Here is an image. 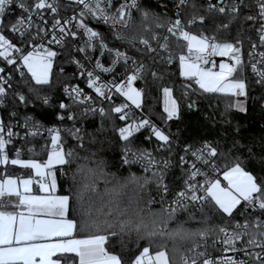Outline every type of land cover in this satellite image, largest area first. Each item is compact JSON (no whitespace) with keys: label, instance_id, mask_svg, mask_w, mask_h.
<instances>
[{"label":"snow or ice","instance_id":"1","mask_svg":"<svg viewBox=\"0 0 264 264\" xmlns=\"http://www.w3.org/2000/svg\"><path fill=\"white\" fill-rule=\"evenodd\" d=\"M172 4L169 15L142 0H0V165L28 170L27 179H0V264H264V145L256 174L241 158L247 149L251 161L254 149L227 129L191 142L165 130L181 119L172 87L162 88L165 127L147 106L148 78L162 80L159 66L178 60L189 111L200 110L192 94H218L226 110L246 112L251 92L264 93V0ZM217 56L228 58L218 71ZM58 60L63 81L54 73ZM49 115L52 126L44 123ZM204 119L217 122L213 113ZM108 130L120 142L125 176L79 154L86 139L95 143ZM38 137L47 159H22L15 143ZM80 160L87 163H77L61 193L57 166L68 176ZM108 175L115 183L97 206L85 195L97 192L90 178ZM129 189L134 196L122 203ZM114 240L121 251H112Z\"/></svg>","mask_w":264,"mask_h":264},{"label":"trees","instance_id":"2","mask_svg":"<svg viewBox=\"0 0 264 264\" xmlns=\"http://www.w3.org/2000/svg\"><path fill=\"white\" fill-rule=\"evenodd\" d=\"M155 5V4H153ZM172 45L175 47V40L173 39ZM179 52V49L176 48ZM163 67V79L156 82H152L151 77L148 78V97H147V106L152 109L154 115L152 119L157 122L161 127H165L164 124L159 119V114L163 112V87H172L173 95L178 99L181 104V119L173 120L168 122V126L165 128L167 132L173 134L174 138L177 136L181 141H199L201 138L212 139L218 135H223L225 129L228 130L229 139H239L242 144L247 145L254 149L252 159L249 161L247 159L248 153L247 149L244 151V155L241 157L249 165V170L253 171L256 174L260 173V153L261 146L264 145V100L259 99V97L264 94L259 90L251 92L250 97L247 99L246 112H239L235 108L231 110H226L227 104L229 101L219 96L218 94H206L209 98L205 99L203 96L198 94H192V99L196 100L198 103L199 111H189L186 107L188 101L181 98V93L185 90L183 85L186 83L184 78L179 75V63L176 62L173 65L159 66ZM55 77L60 78L62 81L66 80V77H60L58 67L54 70ZM143 87L145 84L143 81L140 82ZM55 103V100L53 101ZM51 110H48L50 113ZM206 113H213L217 119V122L214 126L205 121L204 116ZM221 113H224V116L221 118ZM44 115V113H39ZM230 121V123H224V121ZM55 122V117L52 115L48 116V119L44 121L45 125H52ZM119 123V122H117ZM110 128V126H109ZM88 132H93L94 129L91 126L87 127ZM143 140V137L140 136L136 141V144L139 146L140 141ZM45 143L44 139L41 138H29L27 143L18 142L17 147L24 149L22 154V159L34 158L39 161L47 159V156L41 147ZM119 141L115 137L114 133L111 130H108L102 134L97 135L96 142L90 143L89 139L85 140L84 150H78L81 157H90L92 160L103 159L106 162L105 171L109 174L115 173L117 176L127 175L126 168H119L117 162L119 160ZM145 147H150L151 145H144ZM34 148L35 154L29 153L28 149ZM92 153H96V156H92ZM14 157V154L12 153ZM77 163H87V161H77L74 163L71 168L67 169L68 176H64L62 172L63 169H60L57 166L56 178L59 186V191L65 193L68 187V184L71 182L70 177L72 171L76 169ZM95 167V165H92ZM133 171H139L134 168ZM179 170H176V175L179 176ZM28 176V170L22 169L19 166H13L11 164L4 166L0 165V176ZM78 183L83 182V178L78 177ZM95 182L97 187L96 193H86V198L91 197L99 206L101 198L105 201L108 197L105 195V189L111 188L115 181L112 179L111 175L108 176H96L90 178ZM106 181H111L107 183ZM173 178L170 176L169 184L172 185ZM175 185H180V180H175ZM155 195V192L153 191ZM134 193L129 189L125 190L119 199L122 203H126L130 197H133ZM157 199L159 197L157 196ZM155 208H159V205H155ZM132 239H135L133 236ZM128 238L125 237L127 242ZM130 246V245H129ZM171 247V245H169ZM112 251L119 252L121 251V244L119 240L113 241ZM128 253L125 250V260H127Z\"/></svg>","mask_w":264,"mask_h":264},{"label":"built area","instance_id":"3","mask_svg":"<svg viewBox=\"0 0 264 264\" xmlns=\"http://www.w3.org/2000/svg\"><path fill=\"white\" fill-rule=\"evenodd\" d=\"M65 2H66V0H65ZM165 3H167V5H168L167 8L164 7V4H165ZM153 4H155V5H153ZM142 5H143L144 7L150 8V9H151L152 11H154V12L161 13V14L167 12L169 15H172V13H173V11H174V7H173V4H172V0H142ZM62 14H63V12H62ZM135 19L137 20V22L139 21V14L136 15ZM93 26H94L96 29L101 30V31H103L104 28H105V26L102 25V24H95V23H93ZM166 34H167L166 32H164V31H160V36H161V38H162L164 35H166ZM148 38L151 39L150 35H149ZM153 46H154V47L156 46V45H155V42H153ZM125 47H126V46H125ZM172 50H173L174 52L179 53V52L176 50V48L173 47V45H172ZM130 51H131V50H130ZM213 60H214L215 65H216V67H215L213 70H216V71H218V69H219V64H220V63H222V62H228V58H227V57H219V56H217V57H214ZM176 62H178V60H177V61H174L173 64H175ZM62 63H63V62H62L61 60H58V61H57V64H56L55 67H54V70H55L56 67H58V69H59V67L61 66ZM178 63H179V62H178ZM173 64H170V65H173ZM170 65H169V66H170ZM63 66L65 67L66 72L71 73V72L73 71V68H72L71 66H69V65H67V64H63ZM206 67L211 68V67H212V64H209V65H207ZM140 82H141V81L136 82V84H135L134 86L143 88V86L141 85ZM81 86H83V85H81ZM121 100H122V98H121ZM118 102H119V101H118ZM154 122H155V121H154ZM156 123H157V122H156ZM157 124H158V123H157ZM158 125H159V124H158ZM46 126H52V125H46ZM159 126H160V125H159ZM21 135H23L22 132H21ZM18 142H22V141H17V142L15 143V147H16V148H20V149H22V154H23V153H24V149L21 148V147H17V143H18ZM9 147L11 148V146H9ZM150 147H151V146H150ZM49 148H50V142H49ZM9 154H10V156H12V152H11V151H10ZM12 157H13V156H12ZM13 158H14V157H13ZM169 178H170V176L166 179V182H168V183H169Z\"/></svg>","mask_w":264,"mask_h":264},{"label":"crops","instance_id":"4","mask_svg":"<svg viewBox=\"0 0 264 264\" xmlns=\"http://www.w3.org/2000/svg\"><path fill=\"white\" fill-rule=\"evenodd\" d=\"M16 166H18V165H16ZM20 167V166H19ZM12 177H14V178H25V179H27L28 178V176H22V177H17V176H12ZM33 177H34V173H33ZM3 178H6V176H3V177H1L0 176V179H3ZM34 179H38V178H35L34 177ZM38 187V185H36L35 183L33 184V191L35 192L36 191V188ZM9 210H11V209H9Z\"/></svg>","mask_w":264,"mask_h":264},{"label":"rangeland","instance_id":"5","mask_svg":"<svg viewBox=\"0 0 264 264\" xmlns=\"http://www.w3.org/2000/svg\"><path fill=\"white\" fill-rule=\"evenodd\" d=\"M240 99H241V100H243L244 98H243V97H241ZM246 104H247V100L245 101V107H246Z\"/></svg>","mask_w":264,"mask_h":264}]
</instances>
